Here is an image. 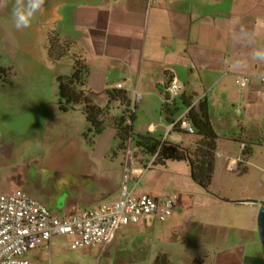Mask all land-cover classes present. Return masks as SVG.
<instances>
[{"label": "crops", "instance_id": "crops-1", "mask_svg": "<svg viewBox=\"0 0 264 264\" xmlns=\"http://www.w3.org/2000/svg\"><path fill=\"white\" fill-rule=\"evenodd\" d=\"M52 20L56 35L75 42L85 54L94 103L105 106L104 91L117 85L128 92L137 133L185 141L168 133L162 114V86L170 78V88L179 89L180 96L193 104L206 103L210 120L230 112L241 117L264 105L258 103L264 96L259 82L264 60L255 56L264 51V0H76L55 8ZM237 152L220 147L219 173L236 177L231 173L237 168L230 169V163L238 167ZM150 171L135 166L129 153L122 170L123 176L129 175L127 189L158 201L176 195L171 216L164 222L140 220L117 228L108 243L97 245L98 255L91 256L95 264L103 259L153 264L160 254L177 264L178 259L190 264L199 255L210 264H249L255 259L249 255L259 243L255 186L244 181V195L231 191V196H220L195 184L185 163ZM85 182L75 194L79 213L117 200L123 178L114 184L96 176ZM258 187L264 196V183L259 181ZM56 236L40 247L58 254Z\"/></svg>", "mask_w": 264, "mask_h": 264}, {"label": "rangeland", "instance_id": "rangeland-1", "mask_svg": "<svg viewBox=\"0 0 264 264\" xmlns=\"http://www.w3.org/2000/svg\"><path fill=\"white\" fill-rule=\"evenodd\" d=\"M14 4L15 0H6L4 8L0 7L5 14L0 16V195L10 196L14 190H20L62 218L82 209L75 194L80 186L86 185V180L96 176L110 178L113 184L119 178L122 181L124 161L131 146L120 152L119 140L112 133L88 135L87 123L80 112L63 114L58 110L57 77L71 74V57L56 63L48 61L47 36L56 35L54 21L41 23V8L29 27L17 30L11 23ZM263 101L264 96L258 103ZM211 123L218 136V151L228 145L240 156L239 141L261 139L262 145L252 146L246 173L233 172L236 177H232L219 173L217 166L210 192L220 196H231V191L236 196L244 195L246 181L251 188L256 187L255 195L261 202L264 196L259 193L258 184L264 178V105L254 106L248 115L243 113L241 117L233 112L223 114L222 119L213 116ZM219 160L217 156V164ZM157 186L158 190L163 188ZM62 199L65 206L58 210L56 206ZM54 240L59 245L58 254L40 247L26 253L24 258L32 264H57V261L95 264L91 256L98 255L99 247L72 249L75 237L67 234L57 235ZM249 255L255 257L249 264H264L259 243ZM101 264L119 263L103 259ZM178 264L186 263L178 259ZM190 264H210V260L199 255Z\"/></svg>", "mask_w": 264, "mask_h": 264}, {"label": "trees", "instance_id": "trees-1", "mask_svg": "<svg viewBox=\"0 0 264 264\" xmlns=\"http://www.w3.org/2000/svg\"><path fill=\"white\" fill-rule=\"evenodd\" d=\"M46 53L48 61L53 63L71 57V74L57 77V107L61 113L80 112L87 123L88 135L100 136L107 131L111 132L119 140L118 151L126 152L128 146H131L132 161L142 169H165L173 162L187 164L192 181L204 191L210 192L216 171L218 136L204 101L193 104L184 95L172 97L170 85L173 79H168L162 86V114L165 121L170 125L189 109L185 120L192 126L193 133L175 127L171 135L189 137L180 142L161 139L149 133L140 134L134 130L135 107L127 91L108 88L104 91L106 105L99 107L93 103L87 88L89 67L86 56L75 42L49 34ZM239 142L243 147L237 171L243 174L246 173V163L253 153L252 146L262 145V141L258 139L254 142L251 139L249 142ZM153 264H174V260L170 255L160 254L154 258Z\"/></svg>", "mask_w": 264, "mask_h": 264}, {"label": "built area", "instance_id": "built-area-1", "mask_svg": "<svg viewBox=\"0 0 264 264\" xmlns=\"http://www.w3.org/2000/svg\"><path fill=\"white\" fill-rule=\"evenodd\" d=\"M259 82L264 85V78ZM116 88L122 87L117 85ZM170 94L177 97L180 90L170 88ZM188 110L168 125V133L175 127L193 133L192 126L185 120ZM236 168V163L231 162L230 169ZM128 180L129 175L125 172L117 200L63 219L55 217L20 190H14L10 196L0 195V264H32L24 255L48 244L55 235L74 236L71 248L81 249L108 243L119 227L140 220L147 224L151 220L164 222L171 216L178 201L176 195L163 201L135 195L127 189Z\"/></svg>", "mask_w": 264, "mask_h": 264}, {"label": "water", "instance_id": "water-1", "mask_svg": "<svg viewBox=\"0 0 264 264\" xmlns=\"http://www.w3.org/2000/svg\"><path fill=\"white\" fill-rule=\"evenodd\" d=\"M76 0H45L42 6L41 12V23L49 22L53 19L55 8L62 5H70L75 3ZM6 0H2L0 7L5 6ZM2 9V8H1ZM4 14L3 9L0 11V15ZM64 206V199H62L61 204L56 206V209L60 210ZM256 228L259 243L263 250L264 256V199L260 202L257 217H256Z\"/></svg>", "mask_w": 264, "mask_h": 264}, {"label": "clouds", "instance_id": "clouds-1", "mask_svg": "<svg viewBox=\"0 0 264 264\" xmlns=\"http://www.w3.org/2000/svg\"><path fill=\"white\" fill-rule=\"evenodd\" d=\"M44 0H15L11 13V23L17 30L27 28L40 11ZM255 56L264 60V51H257Z\"/></svg>", "mask_w": 264, "mask_h": 264}]
</instances>
